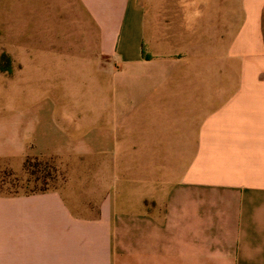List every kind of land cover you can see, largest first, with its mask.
I'll use <instances>...</instances> for the list:
<instances>
[{"label":"crops","instance_id":"crops-1","mask_svg":"<svg viewBox=\"0 0 264 264\" xmlns=\"http://www.w3.org/2000/svg\"><path fill=\"white\" fill-rule=\"evenodd\" d=\"M3 54L0 173L91 163L0 264H264V0H0Z\"/></svg>","mask_w":264,"mask_h":264},{"label":"rangeland","instance_id":"rangeland-1","mask_svg":"<svg viewBox=\"0 0 264 264\" xmlns=\"http://www.w3.org/2000/svg\"><path fill=\"white\" fill-rule=\"evenodd\" d=\"M9 62L5 60L2 63L3 67H8ZM42 161L43 166L38 169V176H31L27 172L23 170L20 173H13L11 171H5L0 173V193L6 195H17V194H35L41 193L43 188L51 190L63 189L65 184L68 183V188L71 191L74 189L78 193L81 194V190L89 191V183L87 187L83 188L81 182H77V179L82 178L81 176L84 174H90V163L89 157L86 160L82 161H58L56 158H47L44 160L33 159ZM103 166V167H102ZM102 167L104 168V163H102ZM93 168V167H91ZM51 174V177L48 174ZM37 177H39L37 179ZM43 177L47 178L48 182L45 184L43 182ZM50 177V178H48ZM80 177V178H79ZM79 181V180H78ZM88 190V191H87ZM79 201H85V198L80 197Z\"/></svg>","mask_w":264,"mask_h":264},{"label":"trees","instance_id":"trees-1","mask_svg":"<svg viewBox=\"0 0 264 264\" xmlns=\"http://www.w3.org/2000/svg\"><path fill=\"white\" fill-rule=\"evenodd\" d=\"M145 58H146V59H150V57H149L148 55H146V53H145ZM5 60H7V61L9 62V65H10V63H11L10 58H9L7 55L3 54V55L1 56V58H0V70H1V71H3V69H2V63L5 62ZM9 65H8V67H9ZM9 70H10V69H9ZM9 70H7V71H9ZM42 166H43L42 161L33 160V159H31V158H28V159L25 161V164H24V171L27 172L28 174H30V175L33 176V177H34V176H38V169H40ZM48 176L51 177L50 172H49ZM50 177H48V178H50ZM38 178H39V177H37V179H38ZM47 180H48L47 178L43 177V182H44L45 184H47V182H48ZM47 191H48V189H46V188H43V189L41 190V192H47Z\"/></svg>","mask_w":264,"mask_h":264}]
</instances>
